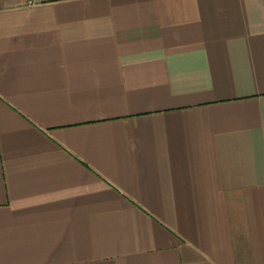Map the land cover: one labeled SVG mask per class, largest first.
<instances>
[{"label":"crops","instance_id":"1","mask_svg":"<svg viewBox=\"0 0 264 264\" xmlns=\"http://www.w3.org/2000/svg\"><path fill=\"white\" fill-rule=\"evenodd\" d=\"M0 264H264V0H0Z\"/></svg>","mask_w":264,"mask_h":264},{"label":"built area","instance_id":"2","mask_svg":"<svg viewBox=\"0 0 264 264\" xmlns=\"http://www.w3.org/2000/svg\"><path fill=\"white\" fill-rule=\"evenodd\" d=\"M47 0H27V4L28 5H36V4H38V3H44V2H46Z\"/></svg>","mask_w":264,"mask_h":264}]
</instances>
